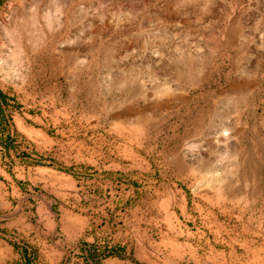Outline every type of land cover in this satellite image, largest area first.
Wrapping results in <instances>:
<instances>
[{"label": "rangeland", "instance_id": "obj_1", "mask_svg": "<svg viewBox=\"0 0 264 264\" xmlns=\"http://www.w3.org/2000/svg\"><path fill=\"white\" fill-rule=\"evenodd\" d=\"M0 94V264H264V0H4Z\"/></svg>", "mask_w": 264, "mask_h": 264}, {"label": "crops", "instance_id": "obj_2", "mask_svg": "<svg viewBox=\"0 0 264 264\" xmlns=\"http://www.w3.org/2000/svg\"><path fill=\"white\" fill-rule=\"evenodd\" d=\"M1 107L2 105H0ZM76 230H80V234H82L83 228L81 226L80 229ZM90 237L91 239L89 241L91 242L76 246L80 251L81 257L87 264H146L144 255L136 253L135 249L140 246L132 248L130 240L126 239L122 234L116 233V235H110L109 238H112V240L106 241V243L100 242V244L94 243L95 238ZM107 253L109 254L102 256Z\"/></svg>", "mask_w": 264, "mask_h": 264}, {"label": "trees", "instance_id": "obj_3", "mask_svg": "<svg viewBox=\"0 0 264 264\" xmlns=\"http://www.w3.org/2000/svg\"><path fill=\"white\" fill-rule=\"evenodd\" d=\"M3 3H4V0H0V6L3 5ZM1 98H3V97H2V95L0 94V105H2V103H3ZM108 254H109V253H107V254H103L102 256H105V255H108ZM100 257H101V256H100ZM97 259H98V258H97Z\"/></svg>", "mask_w": 264, "mask_h": 264}]
</instances>
